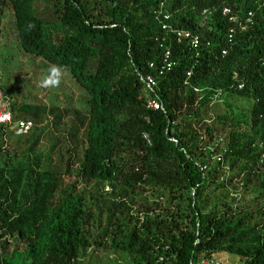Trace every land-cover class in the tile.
I'll use <instances>...</instances> for the list:
<instances>
[{
    "label": "trees",
    "instance_id": "1",
    "mask_svg": "<svg viewBox=\"0 0 264 264\" xmlns=\"http://www.w3.org/2000/svg\"><path fill=\"white\" fill-rule=\"evenodd\" d=\"M162 5L198 47L162 27ZM7 10L24 52L67 70L87 101L63 111L4 87L35 126L0 124V264H82L99 249L128 264H264V0H0ZM166 51L177 64L160 75ZM156 95L165 111L148 106ZM43 114L71 122L49 149ZM69 172L82 190L63 189Z\"/></svg>",
    "mask_w": 264,
    "mask_h": 264
},
{
    "label": "rangeland",
    "instance_id": "2",
    "mask_svg": "<svg viewBox=\"0 0 264 264\" xmlns=\"http://www.w3.org/2000/svg\"><path fill=\"white\" fill-rule=\"evenodd\" d=\"M99 0H88L90 6ZM0 35V81L6 87L10 95L24 102L28 100L32 104H42L47 107H57L61 110H82L86 107L87 94L85 90L71 77L65 69H59L44 58L35 57L24 52L21 47L17 32L15 30V17L12 10H7L2 20ZM59 70L58 76H53L52 69ZM58 81L45 86V81ZM47 115L43 114L37 122L39 130L43 128L45 136L42 145L49 149L55 142V134H65L70 130L71 122L67 116L63 124L58 127L47 125ZM11 143V141H10ZM73 169V168H71ZM63 172L64 167H63ZM74 173V172H73ZM63 178V189L75 184L82 190V183L77 182V177L72 172L65 173ZM242 190H240V193ZM91 255V254H90ZM228 255L221 258L226 260ZM82 264H128L119 252L96 250L93 254L82 261ZM232 264V262H230Z\"/></svg>",
    "mask_w": 264,
    "mask_h": 264
},
{
    "label": "built area",
    "instance_id": "3",
    "mask_svg": "<svg viewBox=\"0 0 264 264\" xmlns=\"http://www.w3.org/2000/svg\"><path fill=\"white\" fill-rule=\"evenodd\" d=\"M219 10V7L214 5L212 7H208L204 9L202 12V16L200 19V25L206 26L209 24V16L214 14ZM222 14L227 16L232 22H239V16L232 14V10L229 7L222 8ZM161 15L162 18L159 16ZM158 16L161 18L162 27L168 32L172 33L178 41L188 40L189 43L193 47H198L200 42V38L197 34L192 33L189 30L173 27L170 23V13L167 9L162 5L158 11ZM254 12L250 11L248 13L247 22L253 24ZM233 32V29L230 30ZM177 64L176 61L172 60L171 52L166 51L163 57V63L160 69V75H163L166 71L170 70ZM154 67V64L150 65ZM139 77L141 81L146 85L149 91L156 92L159 87V81L155 75L148 73L142 74L139 73ZM1 78V77H0ZM148 106L154 110H162L165 111V105L160 100V98L156 95L154 98L148 100ZM0 124L6 125L7 132L13 133L16 136H23L28 134L35 126V123L31 119L19 118L15 117V112L13 110V101L9 96L7 91L4 89L1 81H0ZM144 138L146 139L148 145H152L151 138L147 132L144 133ZM172 141L178 143V139L176 137L171 138ZM191 264H223V262L216 258L210 256H202L195 261H192Z\"/></svg>",
    "mask_w": 264,
    "mask_h": 264
},
{
    "label": "clouds",
    "instance_id": "4",
    "mask_svg": "<svg viewBox=\"0 0 264 264\" xmlns=\"http://www.w3.org/2000/svg\"><path fill=\"white\" fill-rule=\"evenodd\" d=\"M52 74L53 76H58L59 75V70L56 68L52 69ZM49 83H58V81H51V80H46L45 81V86H47ZM32 120V119H31Z\"/></svg>",
    "mask_w": 264,
    "mask_h": 264
}]
</instances>
